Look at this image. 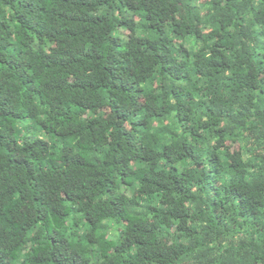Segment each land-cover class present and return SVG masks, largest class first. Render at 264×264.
<instances>
[{"label":"trees","instance_id":"obj_1","mask_svg":"<svg viewBox=\"0 0 264 264\" xmlns=\"http://www.w3.org/2000/svg\"><path fill=\"white\" fill-rule=\"evenodd\" d=\"M0 264H264V0H0Z\"/></svg>","mask_w":264,"mask_h":264}]
</instances>
